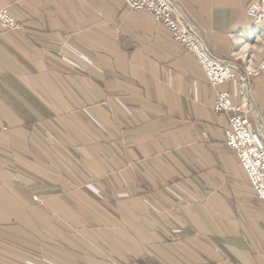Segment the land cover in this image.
I'll return each mask as SVG.
<instances>
[{
  "label": "crops",
  "instance_id": "crops-1",
  "mask_svg": "<svg viewBox=\"0 0 264 264\" xmlns=\"http://www.w3.org/2000/svg\"><path fill=\"white\" fill-rule=\"evenodd\" d=\"M255 67L252 0H176ZM0 264H264V203L195 55L120 0H0ZM264 132V72L219 86ZM39 197V201L34 196Z\"/></svg>",
  "mask_w": 264,
  "mask_h": 264
},
{
  "label": "built area",
  "instance_id": "built-area-1",
  "mask_svg": "<svg viewBox=\"0 0 264 264\" xmlns=\"http://www.w3.org/2000/svg\"><path fill=\"white\" fill-rule=\"evenodd\" d=\"M121 1L130 9L148 12L156 22L168 29L176 42L195 55L207 82L216 91L213 101L215 110L230 114V125L225 131L226 142L238 158L256 196L264 203V132L255 127L249 110L243 104L236 103L228 91L219 89L221 84L239 78L244 87L250 76L264 72V59L255 67L242 68L217 55L188 21L182 6L176 0ZM247 14L255 24L264 26V0H252L247 7ZM0 21L9 29L21 28L11 9L1 4Z\"/></svg>",
  "mask_w": 264,
  "mask_h": 264
},
{
  "label": "rangeland",
  "instance_id": "rangeland-1",
  "mask_svg": "<svg viewBox=\"0 0 264 264\" xmlns=\"http://www.w3.org/2000/svg\"><path fill=\"white\" fill-rule=\"evenodd\" d=\"M121 1V0H120ZM121 3H122V1H121ZM2 5V4H1ZM122 5L125 7V8H128V7H126L123 3H122ZM5 6V5H4ZM128 9H130V8H128ZM130 10H132V11H135V10H133V9H130ZM142 12H144V11H142ZM13 13V12H12ZM14 14V13H13ZM16 17V16H15ZM16 19H17V17H16ZM17 21H18V19H17ZM19 22V21H18ZM19 24H20V22H19ZM21 25V24H20ZM251 33H254V37L253 38H251V39H249L250 40V43H252V44H258V45H260V46H264V26H261V25H256V27L255 28H253V30L252 31H250ZM172 37V36H171ZM172 40L176 43V44H178V45H180V46H182L180 43H178V42H176L173 38H172ZM183 47V46H182ZM222 57V56H221ZM223 58H225V57H223ZM226 59H228V60H231V61H233V62H235V63H237V64H239L242 68H245V67H247V65H245V64H247V63H238V62H236V60H234V59H232V58H226ZM250 68H252L251 66H250ZM232 81V80H231ZM236 81H238L239 82V85H240V88H241V91H242V93H244V90L246 89V85L243 87V85H242V83H241V81H240V78L239 79H237ZM34 199L35 200H37V201H39V197L38 196H34ZM112 264H127L126 263V261H115V262H112Z\"/></svg>",
  "mask_w": 264,
  "mask_h": 264
}]
</instances>
